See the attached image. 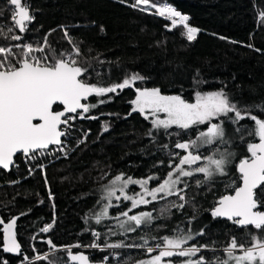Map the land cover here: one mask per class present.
Instances as JSON below:
<instances>
[{"label":"trees","instance_id":"16d2710c","mask_svg":"<svg viewBox=\"0 0 264 264\" xmlns=\"http://www.w3.org/2000/svg\"><path fill=\"white\" fill-rule=\"evenodd\" d=\"M25 2L30 6L35 20L28 25L29 31L23 42L40 46L47 35L52 48L70 51L72 45L63 36L62 29H66L81 49L79 59L90 65V83L108 86L120 82L125 76L138 73L147 78L138 82V87H158L165 95H181L189 102H193L196 91L224 90L240 107L264 103V22L260 19L261 12H264V0H154L157 4H170L190 17V26L200 29L192 42L182 35V26L168 31L165 28L169 24L167 20L148 12L136 11L119 0ZM0 12V31L6 32L11 24V11L6 0H0ZM149 12L154 10L150 9ZM9 43L16 42L0 37V44ZM197 81L203 83L197 84ZM134 97L135 90L132 88L109 93L106 97H90L91 103L99 99L108 102L87 114L95 115L98 119L71 121L66 149L71 151L64 158L44 164V172L35 169L29 176V167L35 166L23 164L21 155L15 158L18 168L14 167L10 172L0 171V219L7 222L12 217L20 216V213H27L20 216L16 228L23 254L31 258L50 252L44 243L48 239L57 246L87 245L93 240L92 230L101 233L100 244L105 239L109 243L142 244L141 236L160 237L172 234L177 227L185 231L190 227L193 232L204 230V236H197L190 243H208L222 248L233 235L244 242L245 229L236 228L228 221L213 219L210 209L222 195L233 192L226 185L233 181L239 184L236 165L249 155L247 143L258 140L248 135L253 122L247 119L240 122V125L247 126L243 131V140L241 133L236 131L237 126L226 123V138L231 143L218 145L221 151L235 153L227 168L229 175L218 176L214 183L205 184L200 189L195 187L194 180L190 181L192 186L186 193L188 203L185 208L171 209L170 215L157 220L151 231L145 228L127 235H107L109 228H113V219L102 220L99 225L90 222L100 210L96 201L102 185L120 173L136 179L150 174L163 177L169 170L168 151H179L174 148L177 137L158 134L153 141L147 136L149 122L139 113L128 115L130 101ZM105 125L108 126L107 132L104 131ZM200 130L206 128L200 126ZM191 138H195L194 135ZM183 139H189V135L183 136ZM81 140L84 142L80 143ZM165 143L169 144V149L162 148ZM200 151L211 154L208 148ZM160 161L164 163L160 164ZM45 177L47 186L44 184ZM17 180L19 183H10ZM151 186L154 185L150 183ZM49 191L53 194L52 200L48 198ZM169 200L176 201L177 198L173 196ZM164 203L161 201L137 211L155 208L157 211L154 215H158V209ZM121 210H124L123 204L120 208L110 209V216H115ZM85 217L89 218L87 224ZM53 220L54 226L48 233L39 232L41 227ZM157 224L166 227L157 229ZM247 231L255 232V229L249 228ZM33 236H36V240L31 239ZM158 242L149 239L150 245ZM1 245L0 233V248ZM34 247L36 252H33ZM72 252H82L92 262H101L104 256H108V264H135L137 260L148 258L142 249L127 247ZM203 254L209 258L213 255L211 252ZM56 255L67 262L66 252L60 251ZM5 259L9 264H19L22 257L9 256L0 250V264Z\"/></svg>","mask_w":264,"mask_h":264},{"label":"snow or ice","instance_id":"6c2138e0","mask_svg":"<svg viewBox=\"0 0 264 264\" xmlns=\"http://www.w3.org/2000/svg\"><path fill=\"white\" fill-rule=\"evenodd\" d=\"M119 2L136 11L148 12L167 20L169 24L165 28L168 31L182 26V35L189 42L194 41L200 31L190 26L188 15L182 14L170 4H157L154 0ZM6 3L11 11V24L6 32L0 31V37L16 43L0 44V170L10 172L12 168H18L15 159L18 154L27 163L51 154L50 146H57L58 151L64 152V141L61 138L67 136L66 130L72 127L69 122L76 119H98L95 115L87 114L100 104L108 102L99 99L96 103H91L90 97H106L109 93H118V90H135L128 115L139 113L149 122V138L155 141L158 134L169 138L177 137L174 148L179 151H168L169 170L163 177L150 174L136 179L120 173L101 186L96 201L100 210L94 214L95 223L99 225L102 220L114 219L117 221L114 228L118 229L114 231L109 228L107 235H127L145 228L151 231L157 220L170 215L171 209L185 208L188 203L186 193L192 186L190 181L194 180L195 187L200 189L205 184L214 183L218 176H228L227 168L235 153L221 151L218 147L231 143L226 138V123L237 126L236 131L241 133L243 140V131L247 126L240 125V122L246 119L253 122L248 135L258 138L259 142H248L249 155L240 159L236 165L240 184L233 181L226 185L232 188L234 194L222 195L210 209L213 219L223 218L236 228L245 229L244 242L233 235L222 248L208 243H190L197 236H204V230L193 232L190 227L187 231L177 227L172 234L160 237L141 236L142 244L109 243L106 239L100 244L98 241L101 240V233L92 230L93 240L87 245L77 243L57 246L48 239L44 243L50 252L30 258L23 254L22 245L17 240V221L20 216L27 215L20 213V216L12 217L7 222L0 219V232L3 236L0 250L21 256L20 264H37L40 261H46L47 264H92L89 256L72 252L73 248L82 247L101 251L125 247L142 249L148 258L137 260L135 264H264V103L240 107L224 90L196 91L193 102H189L181 95H165L158 87H138V82L147 79L138 73L125 76L120 82L108 86L90 83V65L79 59L82 56L81 49L66 29H62L63 36L72 45L70 51L52 48L47 35L40 46L23 42L29 31L28 25L34 22L35 16L25 0H6ZM149 9H155V12H149ZM260 19L264 22V12H261ZM200 126H204L206 130H200ZM104 131H108L107 125L104 126ZM185 135H189V139H183ZM192 135L195 138H191ZM162 148L169 149V144H163ZM202 148H208L211 154L202 153ZM163 163L164 161H160V164ZM36 167L41 172L45 171L43 164ZM34 170V167H29L28 175L31 176ZM150 183L154 186L150 187ZM44 184L48 185L46 177ZM132 185L138 186L139 191L131 189ZM173 196L177 198L176 201L169 200ZM48 198L54 199L51 191ZM161 201L165 203L159 207L158 215H154L157 211L155 208L137 211ZM121 204L124 205V210L110 216L109 210L120 208ZM88 220L85 217L86 224ZM54 223L55 220L45 224L39 232L48 233ZM156 227L159 229L166 226L157 224ZM249 228L255 229V232L247 231ZM31 239L36 240V236ZM149 239L159 242L150 245ZM36 251L34 247L33 252ZM60 251L67 253V262L56 255ZM205 252L213 255L209 258L203 254ZM218 252L221 254H216ZM108 262L109 257L104 256L101 264ZM3 264H9L8 260H3Z\"/></svg>","mask_w":264,"mask_h":264},{"label":"built area","instance_id":"2783aa9c","mask_svg":"<svg viewBox=\"0 0 264 264\" xmlns=\"http://www.w3.org/2000/svg\"><path fill=\"white\" fill-rule=\"evenodd\" d=\"M37 55H39V54H37ZM70 129H71V127L68 128L67 130H70ZM61 139L64 141V148H65L64 152L58 151L57 150V146H51L50 147L51 148V154L45 155L43 157H40L39 159H37L35 161H27V163H25L24 157L21 156V162L23 164L29 165V166L30 165H32V166L34 165L35 166L34 167L35 169H39V167H36V166H38L40 164H43L44 165V164H47L48 162L56 161L58 159H61V158L66 157L67 153L71 151V150H69V151L66 150L68 148L69 137L68 136H65V137H62ZM72 250H94V249L82 247V248H79V249L73 248Z\"/></svg>","mask_w":264,"mask_h":264},{"label":"water","instance_id":"95a60500","mask_svg":"<svg viewBox=\"0 0 264 264\" xmlns=\"http://www.w3.org/2000/svg\"><path fill=\"white\" fill-rule=\"evenodd\" d=\"M60 108H62V106H59ZM259 141L257 140L256 142H254V143H258ZM51 147V146H50ZM18 155H21V154H18ZM17 155V156H18ZM22 156V155H21ZM0 171H2V170H0ZM3 172H5V171H3ZM239 174V173H238ZM239 184H240V180H239ZM231 194H234V192H232ZM218 219H220V220H223V221H227V220H225V219H223V218H218ZM1 228H2V225H1ZM1 233V242H2V239H3V236H2V232H0ZM18 240V239H17ZM1 248H2V245H1ZM74 254L75 253H82V252H73ZM4 254H6V255H9V256H13V257H16L17 255H14V254H10V253H4ZM84 254V253H83ZM69 264H70V262H68ZM92 264H101V262H92Z\"/></svg>","mask_w":264,"mask_h":264},{"label":"rangeland","instance_id":"374dc122","mask_svg":"<svg viewBox=\"0 0 264 264\" xmlns=\"http://www.w3.org/2000/svg\"><path fill=\"white\" fill-rule=\"evenodd\" d=\"M149 10H150V9H149ZM152 10H154V12H155V9H152ZM134 98H135V97H134ZM131 107H132V106H131ZM69 123H71V121H70ZM130 188H131V189H134V190H136V191H139V188H138V186H136V185H132V186H130ZM177 202H179V201H177ZM130 214H134V213H130ZM90 222H95L94 217H92V218L90 219ZM116 223H117V221H115V220L113 219L111 225L113 226V230H114V231H118V229H115V228H114V226L116 225ZM73 251H74V250H73Z\"/></svg>","mask_w":264,"mask_h":264}]
</instances>
